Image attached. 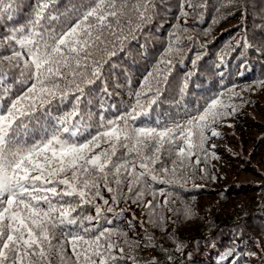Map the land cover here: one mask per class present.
Here are the masks:
<instances>
[{
	"label": "snow or ice",
	"instance_id": "1",
	"mask_svg": "<svg viewBox=\"0 0 264 264\" xmlns=\"http://www.w3.org/2000/svg\"><path fill=\"white\" fill-rule=\"evenodd\" d=\"M185 5L193 11L203 7L181 0L185 17L189 15ZM228 5L237 7L234 0L222 6ZM56 6L57 0H36L26 23L7 28L23 4L0 0V24L7 29L0 47L11 49L10 55L0 56V264H50L52 250L62 255L65 242L71 245L76 264H97V258L98 264H117L113 249L118 246L110 239L116 230L91 226L104 212L97 198L109 204L101 189L113 193L116 189L110 185L118 189L127 182L132 193L136 185L147 184V178L180 185L175 178L177 161L172 169L161 168L163 177L152 166L169 149H175L181 167L186 162L191 166L195 150H204L206 131L219 136L214 125L238 110L223 97L231 100L239 93L235 86L218 93L183 123L157 119L155 126H137V120L148 117L157 104L161 79L166 81L167 76L149 72L140 89L128 93L134 102L120 111L118 105L108 103L116 94L109 91L104 70L117 45L123 50L129 39L136 38V31L151 21L153 0H78L64 12H57ZM169 35L174 39L157 65L165 64L166 71L172 61L165 57L181 51L180 36ZM236 43L251 47L246 36ZM199 59L198 55L192 63ZM256 83L264 86V80ZM17 85L23 90L17 92ZM187 86L186 79L182 93ZM93 98L100 109L95 125ZM110 109L117 110L113 118L105 115ZM93 127L95 134L90 131ZM102 143L108 146L101 148ZM195 163H200L198 155ZM170 171L172 179L167 176ZM135 195L139 199L143 192ZM159 195H165L164 190ZM171 195H165V204ZM111 199L118 202L116 195ZM84 206H94L95 215L78 214ZM145 207L152 208L153 201ZM57 230L64 237L59 244L54 243ZM118 251L123 254L125 249ZM221 260L239 264L230 250Z\"/></svg>",
	"mask_w": 264,
	"mask_h": 264
},
{
	"label": "trees",
	"instance_id": "2",
	"mask_svg": "<svg viewBox=\"0 0 264 264\" xmlns=\"http://www.w3.org/2000/svg\"><path fill=\"white\" fill-rule=\"evenodd\" d=\"M190 2L203 7L193 11L185 5L189 12L185 17L181 14V0H153L151 21L136 31V38L129 39L123 50L117 45L116 55L108 58L104 77L109 91L116 94L108 103L118 105L123 111L134 102L128 93L139 90L144 77L153 72L156 77L167 76V80L161 79L157 104L148 117H141L136 125L155 126L157 119L183 123L195 115L197 109L202 110L209 98L235 86L239 96L229 100L225 95L223 99L238 110L218 121L214 128L226 136L231 131L239 138L237 148L241 156L235 165L238 172L231 173V170L228 175L222 172L221 163L233 164L235 159L229 160L216 149L211 143L215 136L208 130L204 150H195L199 164L195 163L197 155H193L191 166L186 162L181 167L175 149H169L162 151L160 160L152 166L155 173L163 177L161 168L172 169L173 161H177L175 178L182 187L147 178L148 183L136 185L132 193L128 192L127 182L118 189L115 184L110 185L116 189L113 193L102 188L101 195L109 204L104 205L103 200L97 198L96 203L104 212L91 226L116 230L110 239L118 246L113 249L118 256L117 264H227L221 257L229 250L236 253L239 264H264V86L256 83L264 80V0H234L237 7L222 6L227 0ZM35 3L36 0H22L20 13L14 21L7 22V28L26 23ZM76 3L78 0H57L56 11L64 12ZM214 19L219 22L213 23ZM173 32L181 38V51L165 57L172 61L171 70L166 71L165 64L160 63L158 68L157 65L170 40L174 39L169 35ZM4 35L7 29L0 24V37ZM243 36L251 47L245 49L242 44L237 45V40ZM10 54V48L0 47V56ZM198 55L201 59L194 65L192 61ZM189 73L194 74L189 78ZM15 75L18 77L19 73ZM186 79L187 90L182 93ZM22 90L23 86L17 85V92ZM93 101L96 106L92 111L97 113L93 117L95 125L100 109L95 98ZM248 107L255 109L260 117L252 118ZM62 109L67 110L63 106ZM114 114H118L116 109L105 113L107 118H113ZM252 119L258 123L251 124ZM220 126H227L228 130H218ZM254 126L259 133L255 140L249 134ZM90 131L95 134V127ZM107 146L101 144V148ZM248 167L257 169L259 180L239 183L238 173L248 171ZM167 176L172 179L171 171ZM161 189L165 195L172 193L167 204L165 195H159ZM137 191L143 192L139 199L135 195ZM154 192L157 193L155 199ZM113 195L117 196V203H113ZM150 200L153 207H145ZM108 207L113 211L108 212ZM78 214L95 215V207L84 206ZM128 218L133 219L126 221ZM63 240L57 230L54 243ZM119 247L125 249L123 254L119 253ZM49 262L76 264L71 245L64 243L62 255L54 248Z\"/></svg>",
	"mask_w": 264,
	"mask_h": 264
},
{
	"label": "rangeland",
	"instance_id": "3",
	"mask_svg": "<svg viewBox=\"0 0 264 264\" xmlns=\"http://www.w3.org/2000/svg\"><path fill=\"white\" fill-rule=\"evenodd\" d=\"M247 111H249V113L252 115V118H257V117L259 118L260 117V116H258V114H256L255 109H253L251 107H248ZM249 113H248V115H249ZM255 120L256 119H252L251 124L258 123ZM220 129L228 130L227 126H220L218 130H220ZM228 133H229V135H227V136L224 135V133H220L219 136H215L214 138H212V141H211V143L214 146H216V149L220 152H223L224 155L229 160L232 161L233 159H235L232 161L233 164L232 163L228 164L227 162L221 163V166L223 169L222 172H225L226 175H228V173H230L231 170H233L231 173H235L237 171V167L235 165L238 163V157L241 156L239 153V150L237 148V142H238L239 138L236 137L231 131H228ZM249 134H250V138L255 140L259 136L258 129L255 126L250 128ZM248 168H250V167H248ZM241 172L242 173H238L239 176L236 177V179L239 180V183H243V182L246 183L248 180H257L258 179L259 172L257 171V169H255V167L254 168L251 167L248 171H241ZM132 219L128 218L126 221L132 220Z\"/></svg>",
	"mask_w": 264,
	"mask_h": 264
}]
</instances>
